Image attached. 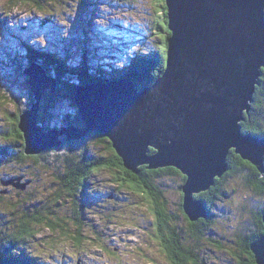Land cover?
<instances>
[{
  "label": "rangeland",
  "instance_id": "obj_1",
  "mask_svg": "<svg viewBox=\"0 0 264 264\" xmlns=\"http://www.w3.org/2000/svg\"><path fill=\"white\" fill-rule=\"evenodd\" d=\"M37 1L38 6L34 0H0V147L3 148L0 255L5 258L4 243L9 249L11 241L23 235L21 226L25 216L38 214L36 210L40 209L39 214L59 227L50 230L45 223L31 224V231H25L23 239H17L16 249H12L17 252L12 253L16 256L15 264H20L22 259L25 260L22 264H149L148 260L152 259L154 263L150 264H171L153 238L155 215L151 204L142 192L117 178V173L122 175L121 170L112 173L109 168L91 167L85 187L74 176L77 184L68 190L64 187L70 179L63 174L65 156L73 154L77 161L80 149L85 147L90 156L108 159L112 144L110 148L107 140L94 134L84 139L76 134L75 139L67 140L63 133L60 136L63 143L44 150V156L37 158L24 153V138L15 137L14 132L19 123L17 112L28 109L37 100L24 69L32 66L44 69L38 60L42 54L38 53L40 58L34 59L31 51L41 49L48 55L59 54L66 65L74 67L83 63L87 70L99 66L106 71L122 69L137 53L159 58L164 38L170 32L165 24L166 0ZM78 83V79L74 80L73 93L67 92L66 99L49 101L48 110L39 111L38 118L40 114L47 118L44 125L57 131L63 126H83L81 114L77 116L72 110V107L77 109L73 95L80 96L84 82ZM96 83L106 84L86 81L84 86L89 91L87 86ZM153 83L136 87L141 91ZM260 88L262 105L253 112V118L264 117V78ZM53 93H43L39 107L45 106V97ZM29 102H32L30 106ZM22 142L24 147L19 145ZM180 180L176 174H166L160 184L167 200L168 216L178 215L183 226ZM224 186L228 194L217 195L212 207L215 216L211 237L200 240L201 264H238L241 260L236 252L241 244L236 236L245 238L253 230L257 206L263 204V198L246 188L240 176L227 177ZM83 188L87 189V195ZM76 233L83 238L80 246L70 242V236ZM0 264L13 263L2 259Z\"/></svg>",
  "mask_w": 264,
  "mask_h": 264
},
{
  "label": "water",
  "instance_id": "obj_2",
  "mask_svg": "<svg viewBox=\"0 0 264 264\" xmlns=\"http://www.w3.org/2000/svg\"><path fill=\"white\" fill-rule=\"evenodd\" d=\"M165 2L171 34L164 70L151 86L138 91L130 79L84 86L72 99L83 126L45 130L38 125L39 98L56 86L32 66L24 73L37 100L20 113L18 129L27 155L59 146L63 133L73 140L97 132L133 173L141 165L176 168L185 176L183 212L197 221L208 211L195 195L228 171L231 152L264 175V138L241 127L263 75L264 0ZM261 218L264 224V212ZM250 250L264 264V233Z\"/></svg>",
  "mask_w": 264,
  "mask_h": 264
},
{
  "label": "trees",
  "instance_id": "obj_3",
  "mask_svg": "<svg viewBox=\"0 0 264 264\" xmlns=\"http://www.w3.org/2000/svg\"><path fill=\"white\" fill-rule=\"evenodd\" d=\"M41 1V0H39ZM35 6L39 5V2L37 0H34ZM32 3V2H31ZM166 9V7H165ZM165 24L168 28V20L166 16L165 11ZM170 32H168V35L164 38L163 41V48L160 52L159 58H157L155 55L149 56L147 54H139L137 53L135 56L130 58L129 63L126 64L125 67L122 69H109L104 70L100 66L96 67L97 69H90L87 70L83 63L78 66H70L65 64V59L60 56L59 54H53L48 55L50 53H47L41 49H34L33 52L31 51V56L38 57V53L42 54V58L38 59L42 61V65L45 69V72L48 76H51L55 79L57 83V89L56 91L45 97L46 102L45 106L40 105V112L44 109H47L50 107L48 105L49 101L54 102H61V100L67 98V94L73 93V90L75 88V84H73L74 80L78 79L79 83H85L87 82H104L109 83L110 80H120L121 78H128L130 79L136 86L142 87L144 85H148L153 83V81L160 75V73L164 70L165 63H166V52H167V38L170 36ZM44 54V55H43ZM29 62H32L31 60ZM108 76V77H107ZM264 78V69H263V75L261 76V82ZM85 79V81H84ZM260 85L257 87L256 92L254 94V101L252 103V110L250 114L253 116V112L256 109L260 108V105H262L261 99H260ZM32 101V100H31ZM32 102H29V105H31ZM72 107V110H74L75 114L79 116L78 110ZM48 110V109H47ZM23 111L19 110L17 112V116L19 118L20 113ZM42 115H39V121L41 124H45L47 121V118ZM80 119V117H79ZM78 119V120H79ZM43 120V121H42ZM81 120V119H80ZM67 125V124H66ZM46 128H51L49 125H44ZM14 129L15 137H23L22 133L18 129V126H15ZM58 127V126H56ZM60 127V126H59ZM242 130L245 132H250L256 135H260L264 138V117L262 118H255L253 120L250 119L249 115L246 117V119L241 122ZM53 128V127H52ZM89 134H94L95 136H98L101 139L107 140V144L111 148V141H108L106 137L101 136L97 132H90ZM88 134V135H89ZM85 137H83L84 139ZM24 140V139H23ZM17 143V142H16ZM25 143V142H24ZM24 143H19L24 147ZM63 143V142H62ZM65 143V142H64ZM69 144V143H66ZM112 152L109 154L111 155V158H102L97 157L94 158L93 156H90L88 150H86L85 147L80 149V159L77 161L74 160V155L72 154L65 156L64 159V170L63 174L65 177H69L70 179H67L66 184L64 183V187L68 190V188H71L72 185L78 184L82 187H85V180H87L89 174L91 172H85L84 169L92 166L93 169L99 170L104 168H109L113 172L117 173L121 170L122 175H119L118 173L117 178L120 179L126 183V185L130 186L132 189L138 190L142 192L144 199L151 204L154 221L152 223L155 233L153 234V238L156 240V243L160 247V249L166 254L167 258L170 260L171 264H201V261H203L202 257H200V250L202 247L201 239L206 237L207 239H210L211 234L213 232V216H215L213 212V206L215 204V199L217 198V195H227L226 189L224 186V183L227 180V177L230 176H240L241 183L246 187L250 188L252 193L254 195H258L263 198V204L259 203L258 211L256 218L254 219L255 225L253 230L247 234V237H243V235L236 236L238 238V242L241 244L238 251L236 252L237 256L245 253L248 260H245V264H256L255 258L253 253L250 250V244L257 240L263 233H264V224L262 222V214L264 212V175L261 174L256 167L251 166L250 163L247 161L242 160L237 154H234L231 152L228 156V162H229V169L227 172L223 174L221 178H216L215 183L210 190L204 191L200 194L195 195V197L203 200L204 205L208 211V216L206 218H200L197 221H190L188 217L184 214L182 209V192L180 195L181 202L179 203L180 211L183 216L182 220L184 221V225L181 226L179 222V216L174 215L171 216V218L168 216L167 213V200L164 194V189L162 188V178L166 174H176L181 179V183L179 185V188L181 190V186L185 182V176L180 173L176 168L173 167H161L157 169H148L145 165H141L139 167L138 173H133L132 171L126 169L123 166L122 159L117 156L115 153V149H111ZM3 151V148L0 147V152ZM153 149H150V152H153ZM44 152V151H43ZM38 156V155H34ZM96 156V155H94ZM39 158V156L37 157ZM237 158L242 161V164L237 160ZM241 165H240V164ZM88 164V165H87ZM91 167H89L90 169ZM119 170V171H117ZM120 173V174H121ZM74 178L77 179L75 182L73 181ZM183 176V177H182ZM161 182V184H160ZM86 195H87V189L83 188ZM84 191H82L84 193ZM13 204V203H12ZM45 204V203H43ZM41 207H43L41 205ZM48 208V206H45ZM40 209L36 212L38 214L33 213L32 216L26 215L25 221L23 222V235H19L16 239L14 238L13 241H8L7 243H10L12 246L14 245L16 249V243L19 239H23V237L26 235L25 233L28 231H31V224H41L45 223V226L48 227L50 230H56L58 229L59 225L52 220H48L44 216H42L40 213ZM48 212L51 213V210L48 209ZM40 216V217H38ZM191 223H190V222ZM185 225H187V228H185ZM61 232L62 228H59ZM26 231V232H25ZM64 233V232H63ZM65 234V233H64ZM243 234V233H242ZM29 235V234H28ZM72 244L80 246L83 238L78 233L73 234L70 236ZM18 239V240H17ZM214 240V239H212ZM6 245V243H4ZM12 253L16 254L17 252H13L12 249L9 250L8 255L5 261L9 263L15 264L16 256L13 257ZM24 256V255H23ZM22 256V257H23ZM202 256V255H201ZM238 259H240L238 257ZM241 260V259H240ZM25 262L24 259L20 261ZM5 263V262H3ZM148 263H154V260H148Z\"/></svg>",
  "mask_w": 264,
  "mask_h": 264
},
{
  "label": "flooded vegetation",
  "instance_id": "obj_4",
  "mask_svg": "<svg viewBox=\"0 0 264 264\" xmlns=\"http://www.w3.org/2000/svg\"><path fill=\"white\" fill-rule=\"evenodd\" d=\"M261 106V105H260ZM249 117H250V119L251 120H253V119H255V118H253L252 117V115L251 114H249ZM2 152V151H1ZM0 152V153H1ZM21 153V156H22V152H20ZM19 153V154H20ZM24 154V153H23ZM38 156L40 157V158H42L43 156H44V153L43 152H41L40 154H38ZM237 160L242 164V161H240L238 158H237ZM245 161V160H244ZM248 162V161H247ZM239 163V164H240ZM249 163V162H248ZM240 164V165H241ZM88 165V164H87ZM251 166H253L252 164H250ZM89 167H92V166H89ZM89 167H87V168H85L84 170H86L87 172H90V171H88V169H89ZM254 167V166H253ZM95 168V167H94ZM97 170V169H96ZM91 174V173H90ZM9 177V176H8ZM21 177H23V175H21ZM17 178V177H16ZM20 186H21V184H20ZM25 221V220H24ZM190 222V221H189ZM191 223V222H190ZM8 224V223H7ZM11 227H13V225L11 226ZM5 250H7V251H5V258H2V256L0 255V262H1V260L2 259H6V257L7 256H10V255H8V252H9V250H11V249H13V247H14V245L12 246H9V249H8V247H6V245H3L2 246ZM13 251V250H12ZM238 257L241 259V261H238V264H245L244 262H245V260H243V259H246V260H248V258L246 257V254L245 253H242V254H240V255H238ZM8 258V257H7ZM239 259V260H240Z\"/></svg>",
  "mask_w": 264,
  "mask_h": 264
},
{
  "label": "bare ground",
  "instance_id": "obj_5",
  "mask_svg": "<svg viewBox=\"0 0 264 264\" xmlns=\"http://www.w3.org/2000/svg\"><path fill=\"white\" fill-rule=\"evenodd\" d=\"M100 29V28H99ZM83 33V32H82ZM40 67V66H39ZM40 69H42V68H40ZM43 71H44V69H42ZM45 72V71H44ZM48 78H50L51 79V82H55V86H56V89H57V83H56V81H55V79L54 78H52L51 76H48ZM121 79H128V78H121ZM84 85H85V83H83L81 86H80V90H82L83 88H84ZM142 89V88H141ZM38 125H40L41 127H43V124H41V123H39L38 122ZM44 128V127H43ZM63 128H65V126H63ZM62 128V129H63ZM47 129H49V128H47ZM46 130V129H45ZM168 168V167H167ZM183 177V176H182ZM18 179H20V178H18ZM218 179V178H217ZM216 184V183H215Z\"/></svg>",
  "mask_w": 264,
  "mask_h": 264
}]
</instances>
